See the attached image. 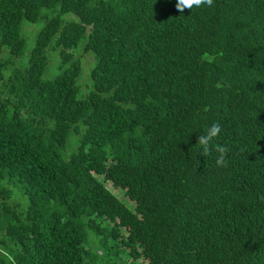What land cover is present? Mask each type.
<instances>
[{"label":"trees","instance_id":"16d2710c","mask_svg":"<svg viewBox=\"0 0 264 264\" xmlns=\"http://www.w3.org/2000/svg\"><path fill=\"white\" fill-rule=\"evenodd\" d=\"M176 3L0 0V264H264V0Z\"/></svg>","mask_w":264,"mask_h":264},{"label":"clouds","instance_id":"9594fccd","mask_svg":"<svg viewBox=\"0 0 264 264\" xmlns=\"http://www.w3.org/2000/svg\"><path fill=\"white\" fill-rule=\"evenodd\" d=\"M213 0H177L175 5L178 12L183 13L185 9L191 10L193 8H211ZM222 131L218 122H214L207 130L205 135H200L197 143L202 148V153L207 156L211 151L215 150L219 155L216 159V164L219 167H226L227 161L225 157L228 154L229 149L220 144H213V141L219 136ZM13 264L15 262L13 261Z\"/></svg>","mask_w":264,"mask_h":264},{"label":"rangeland","instance_id":"374dc122","mask_svg":"<svg viewBox=\"0 0 264 264\" xmlns=\"http://www.w3.org/2000/svg\"><path fill=\"white\" fill-rule=\"evenodd\" d=\"M42 23H36L33 25L30 24H22V31L23 34L26 36L27 30H29V33H32L34 36V33L37 32L40 28H42ZM52 61V60H51ZM92 59L89 57L83 58L82 60V77H80V84L82 91H87L88 85H90V79H89V72H90V65H91ZM54 63V62H53ZM111 192L115 194L123 203H126L129 200L125 197L124 193L117 187H110Z\"/></svg>","mask_w":264,"mask_h":264}]
</instances>
